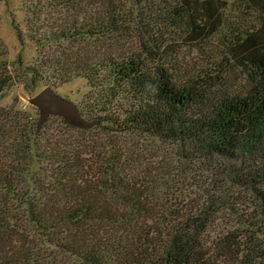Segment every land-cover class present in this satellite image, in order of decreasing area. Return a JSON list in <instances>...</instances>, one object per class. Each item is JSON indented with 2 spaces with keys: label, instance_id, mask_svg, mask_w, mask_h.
Wrapping results in <instances>:
<instances>
[{
  "label": "trees",
  "instance_id": "obj_1",
  "mask_svg": "<svg viewBox=\"0 0 264 264\" xmlns=\"http://www.w3.org/2000/svg\"><path fill=\"white\" fill-rule=\"evenodd\" d=\"M5 1L0 94L82 78L93 124L0 104V264H264V0Z\"/></svg>",
  "mask_w": 264,
  "mask_h": 264
},
{
  "label": "rangeland",
  "instance_id": "obj_2",
  "mask_svg": "<svg viewBox=\"0 0 264 264\" xmlns=\"http://www.w3.org/2000/svg\"><path fill=\"white\" fill-rule=\"evenodd\" d=\"M13 10L16 13L17 20L19 21V27L22 29L23 33H28L26 30V23H24V6L21 2V0H13L12 6ZM58 23H35L37 25L36 27H46L48 29V26L54 27ZM31 32H29L30 34ZM0 39L3 40V45L7 48L8 56L11 61L16 59L17 53H19L20 49L22 48L20 42L17 39L16 31L12 27V23L10 22V16L8 13V9L6 6L5 0H0ZM173 39V38H172ZM3 47V48H5ZM23 56L25 59V62H33L35 58L37 57V49L35 46V43L30 41L29 39L26 40L25 45L23 46ZM180 58L182 61L186 64H193L197 65V61H201V57L199 55V52L192 51L190 48L188 49H182L180 52H177L176 54L172 52V56L170 57L169 61L172 63H176L178 66V63L180 61ZM241 79V80H239ZM245 79L241 76H238V79L236 80L233 89H237L240 86L244 85ZM50 89L51 91H54L56 94L64 98L68 104L72 106V113L74 119H84L86 121H89L90 118H85L80 110V106L82 103V99L84 97V94L86 93L88 89V85L86 80L82 78L74 79L70 82H66L64 84L59 83H41L39 86H37L34 90H27L24 88V85L22 83L16 82L10 83L8 86L4 88L2 93L0 94V104L3 105H10L12 103H16V107H20L22 109L33 108L32 112L34 114V117L37 119L41 115V108L36 103V97L44 90ZM51 115H56L58 117H62V114L52 112ZM63 118V117H62ZM49 127H53V117H50L49 120L46 123ZM83 129H89L88 127H83L81 125H75ZM92 126V125H91ZM72 138H78V139H101L104 140L105 136L102 131L99 129H96L93 132L90 133H82L78 131H73L70 133ZM133 136V135H132ZM135 142L138 144V148L140 150L143 149L144 143L146 141H141L140 136H134Z\"/></svg>",
  "mask_w": 264,
  "mask_h": 264
},
{
  "label": "water",
  "instance_id": "obj_3",
  "mask_svg": "<svg viewBox=\"0 0 264 264\" xmlns=\"http://www.w3.org/2000/svg\"><path fill=\"white\" fill-rule=\"evenodd\" d=\"M36 103L41 108V115L38 121V128L42 126V124L46 121V119L50 116V113L56 112L62 114L64 120L73 125H81L83 127H89L93 124V122L86 121L83 118L80 120L74 119L72 113V106L67 103V101L56 94L54 91L50 89H46L42 91L36 97Z\"/></svg>",
  "mask_w": 264,
  "mask_h": 264
}]
</instances>
